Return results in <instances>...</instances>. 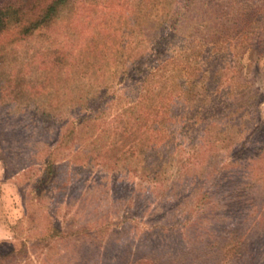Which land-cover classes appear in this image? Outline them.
<instances>
[{"label": "trees", "instance_id": "1", "mask_svg": "<svg viewBox=\"0 0 264 264\" xmlns=\"http://www.w3.org/2000/svg\"><path fill=\"white\" fill-rule=\"evenodd\" d=\"M198 1L134 0L130 10V30L136 37L133 44L137 46L142 42L147 51L132 56L121 73L143 89L144 93L136 102H144V97L149 102H167L172 98L168 89L162 100L161 96L156 98L149 92L154 84L165 87L167 83H160L167 70L173 78V83L169 84L171 89L175 91L178 85L175 95H182L188 102L192 96L201 95L203 103L215 102L217 106L216 102L220 101L215 95L225 91L221 102H228L229 106L222 118L210 126L202 142L193 143L189 138L187 148L174 160L170 157L166 166L153 167L147 163L129 166L126 170L121 166L118 171L114 165L120 162L124 151H120L119 156L114 153L108 167L106 163H97L94 154L84 150L83 143L91 137L98 138L108 129L106 136L111 139L105 143L107 149L117 148L126 135L131 144L130 155H135L134 150H137L145 158L155 150V143L149 138V134H154L151 130L162 134L165 130L162 124L171 119L180 121L183 116L164 106L162 112L155 109L138 124H132L129 111H134L139 104L136 103L120 108L129 117L124 127L106 129L96 121L100 113L97 103L107 96V100L112 99L105 87L83 90L78 86L60 102L46 100L36 108V113L41 121H50L53 134L49 140L53 143L49 147L53 145V148L48 147L43 166L34 180L36 196L39 198L40 194L58 187L61 190L70 187L76 171L89 164L104 165L97 169L107 173L99 189L91 182L99 175L97 169L93 170L91 179L81 177L83 186L74 201L64 205L66 212L57 214L54 207L48 216L43 215L42 229L20 242L19 249L25 258L29 257V243L38 262L42 255L46 264H264V213L258 215L264 200V92L254 86V77L247 74L248 66L232 65L223 55L214 53V47L205 49L212 51L205 56L202 47L186 46L182 35L192 38L197 31L201 34L199 28L206 33L199 39L203 37L213 45L227 34L226 27L212 11L219 10L221 2L215 0L210 6L211 0H200V8H196ZM75 3L76 0H0V60L9 42L44 31ZM238 16L242 20L240 38L233 44L224 41L227 49L231 45L241 46L246 56L262 55L264 50L247 42V36H264V3L255 8V14H250L249 18L243 9ZM201 55L205 65L202 82L177 84L186 63L200 60L197 56ZM215 75L222 77V81L215 80ZM19 84L13 87L1 82L0 89L21 99L24 90ZM135 117L139 119L140 115ZM63 150L68 152L61 154ZM57 154L66 155L61 159L67 157L65 163L74 164L63 178L55 162ZM129 170L137 179L130 186L136 189L135 185L144 182L146 189L138 186L125 205L116 206L117 212L114 203L124 192L109 182L120 180L116 176ZM136 193L142 197L143 203L139 205L134 203ZM99 195L106 197L102 209L97 208ZM157 203H163L164 212ZM110 213L119 219L111 220ZM131 220L144 221L145 226L138 234L131 227L126 230L124 225Z\"/></svg>", "mask_w": 264, "mask_h": 264}, {"label": "rangeland", "instance_id": "2", "mask_svg": "<svg viewBox=\"0 0 264 264\" xmlns=\"http://www.w3.org/2000/svg\"><path fill=\"white\" fill-rule=\"evenodd\" d=\"M217 1L221 2L219 10L212 11L216 13L217 20L222 21L227 30V34L225 33V36L219 40L220 43L213 45L214 43H210L211 41L203 40V37L199 39V36L206 34L202 28H199L201 34H198L197 31L192 38L189 36L185 38L182 35V40L186 46L191 45L195 49L202 47L205 56L212 54L211 52L214 50V53L218 52V56L223 55L225 60L232 65L248 66L247 74L254 77V86L258 91L264 92V53L260 56L253 54L246 56L241 46L231 45L227 49L225 43L233 44L240 38L241 29L239 28H241L242 20L238 16L239 11L245 10L247 18H249L250 14H255V8L263 6L264 1L259 0L255 3L252 0ZM126 2L122 4L121 0H118V3L115 0H76L69 11H65L44 31L35 32L26 38L7 44L3 53L4 57L0 60V84L3 82L4 85L9 84L13 87L16 85L17 87L20 83L19 86H22L24 95L19 99V97L9 95L0 89V264H46L47 261L42 255L38 262L37 254L31 253L29 243L27 244L29 246L27 253L30 262H28V258H25L24 253L20 252V242L29 234L42 229L45 219L43 215L48 216L49 211L54 207H56L57 214L61 215L66 212L67 208L64 205L66 202L74 201L83 186L81 177L86 176V179L89 180L92 178L90 176L94 175V169H101L100 166H104L105 163L109 167L114 153L119 156L120 151L125 152L120 162L118 161L119 163L114 165L118 171L123 166V169L126 170L129 166H143L147 163L153 167L166 166L169 162L167 160L170 157L171 161L174 160L177 154L187 148L186 146L191 141L193 143L202 142L210 126L222 118L223 111L226 106H229L228 102H221L225 97V91L215 95L220 101L216 102L217 106H215V102L203 103L201 95L192 96L189 102L182 95H175L178 85L175 91L171 89L173 78L169 76L168 67L164 73L165 77L160 83L168 85L166 84L165 87L158 84L151 85L149 92L156 98L161 96L160 100H162L167 95L164 91L168 89L170 91L167 93L172 98L170 97L171 99L167 102H149V99L144 97V102H136L144 91L139 85L132 84L133 79L125 76L121 71L132 56L147 51V46L142 42L137 46L133 44L136 37H133L130 30V10L136 1L126 0ZM200 2L202 1L199 0L196 3V8H200ZM141 3L143 4V2ZM214 3L216 1L211 0L208 5L212 6ZM213 8L215 7H211V9ZM247 38V42H251L252 46L264 50V36L248 35ZM190 41L193 42L190 43ZM211 47H214L212 51L205 50H211ZM197 57H200V60L186 63L181 77L177 78V84L183 81L202 82L205 65L201 59L203 56ZM221 78H216L215 75V80L222 81ZM5 80L6 82H4ZM78 86H82L83 90L105 87V92L108 95L111 94V100L110 98L107 100L109 97L107 96L97 103L100 113L96 121L106 129L124 127L129 117L132 124H138L155 109L162 112L164 106L175 109L183 117L180 121L175 122L174 119L172 122L173 119H171L167 124H162L161 128L165 129L162 134L151 130V133L154 134H149V138L155 143V150L154 154L150 156L147 154L148 156L145 158L137 150H134L135 155H130L132 153L131 147L129 148L131 144L126 135L124 138L122 137V140L120 139L121 142L114 150L106 148V142L111 139L106 136L108 129L98 138L91 137L86 143H83L85 144L84 150L90 155L94 154V156L92 155L94 160L97 163H104V165L89 164V166L82 167L76 171V174L74 173L70 187L68 185L65 190L58 187V189L40 194L38 198L34 180L43 166L42 159L49 144L53 143V140H49L53 130L50 121H41L37 117L36 108L43 105L46 100L50 102L62 101L65 94L74 92ZM220 90L222 89L220 88ZM136 103L139 104L134 107V111H129V117L126 112L120 111L121 107L133 106ZM217 109L218 111H215ZM135 115H140V118L137 119ZM186 129L188 130L186 131ZM49 148L52 149L53 145H50ZM70 150L72 149L68 151ZM68 151L63 150L61 154ZM61 154L56 155L55 162L60 167V178H63L64 173L70 170L69 167H73L74 164L65 163L64 160L67 157L61 159L66 156H61ZM105 172L98 170L99 175L91 181L97 189L103 186ZM122 172L125 173H119L116 176L120 180L109 182L112 187L124 192L120 196L121 199H116L118 201L114 203L115 210L117 205L121 206V204L127 203L129 195H132L138 186L146 189L144 182H140L138 186L135 185L136 189L132 188L130 183L137 182V179L132 177L133 174L130 173V170ZM57 182L59 184L60 179ZM258 186L261 188L260 185ZM104 198H106L105 195H99L98 209L103 208ZM134 199L136 205L143 203L142 197L137 193ZM157 204L161 205V211L164 212L163 203ZM80 211L81 209H79ZM260 213H264V200L258 215ZM109 215L113 221L119 219L113 213ZM134 222L136 229L130 226L134 225ZM124 226L126 230L131 227L138 234L145 223L140 220H131ZM132 233L129 231V234Z\"/></svg>", "mask_w": 264, "mask_h": 264}]
</instances>
